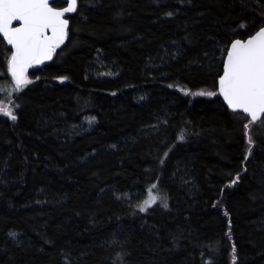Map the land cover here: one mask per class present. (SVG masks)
Masks as SVG:
<instances>
[{
  "label": "trees",
  "instance_id": "trees-1",
  "mask_svg": "<svg viewBox=\"0 0 264 264\" xmlns=\"http://www.w3.org/2000/svg\"><path fill=\"white\" fill-rule=\"evenodd\" d=\"M262 26L264 0H79L20 93L0 43V101L20 105L0 115V264H232L233 243L264 264V131L245 161L247 120L194 95ZM157 182L168 209L141 213Z\"/></svg>",
  "mask_w": 264,
  "mask_h": 264
},
{
  "label": "snow or ice",
  "instance_id": "snow-or-ice-1",
  "mask_svg": "<svg viewBox=\"0 0 264 264\" xmlns=\"http://www.w3.org/2000/svg\"><path fill=\"white\" fill-rule=\"evenodd\" d=\"M78 5L79 0H0V37L3 38L0 43L7 46L6 74L11 77L14 92H23L31 85L33 80L29 78V69L52 60L57 49L69 39V18L66 17L67 14L77 12ZM172 14L167 13L169 16ZM239 27L247 26L241 23ZM58 79L63 83L68 78L65 76ZM217 86V91H197L194 95L220 96L238 119L247 120V123H243L248 145L244 157L246 161L255 147L250 134L251 126L257 122L264 124V26L246 38L232 39L225 46L222 74L218 76ZM19 107V104L13 108L0 103V115L16 122V109ZM178 139L183 141L184 135L179 134ZM244 170L247 171L246 168ZM239 180L238 173L231 183L236 184ZM158 203L164 209L169 207L167 196H161L157 182L147 188V197L138 204V209L145 213ZM225 215L228 213L225 212ZM10 235L15 238L16 233ZM227 235L231 239L230 231ZM231 251L232 264H236L234 243Z\"/></svg>",
  "mask_w": 264,
  "mask_h": 264
},
{
  "label": "rangeland",
  "instance_id": "rangeland-1",
  "mask_svg": "<svg viewBox=\"0 0 264 264\" xmlns=\"http://www.w3.org/2000/svg\"><path fill=\"white\" fill-rule=\"evenodd\" d=\"M99 75H101V76H103V77H105V76H108L109 74L108 73H104V74H99ZM8 86H10L9 88V92H14L13 91V88H14V85H13V83L12 84H10V85H8ZM0 103H2V104H4L5 106H12L11 105V101H0ZM13 107V106H12ZM2 116V115H1ZM89 121H92L91 123H89ZM84 122L87 124V126H88V128H91L92 126H94L95 124V120L94 119H92V117L91 116H87V117H85L84 118ZM256 128H255V130L256 131H264V124H262V123H260V122H257L256 124ZM160 190V189H159ZM155 191V190H154ZM160 194H161V196H166V195H164L162 192H161V190H160ZM137 195V194H136ZM140 197V196H139ZM147 197V192L145 193V195H144V198H136V196L134 197V198H132L131 199V201L133 200V202L136 204V206H138V204H140L141 202H142V200L143 199H145ZM154 206H158L159 207V203L157 204V205H154ZM153 206V207H154ZM149 209H151V208H149ZM148 209V210H149Z\"/></svg>",
  "mask_w": 264,
  "mask_h": 264
},
{
  "label": "water",
  "instance_id": "water-1",
  "mask_svg": "<svg viewBox=\"0 0 264 264\" xmlns=\"http://www.w3.org/2000/svg\"><path fill=\"white\" fill-rule=\"evenodd\" d=\"M72 15V13H70V14H67V17L66 18H69L70 16ZM18 23V22H17ZM15 26V25H14ZM2 38V37H1ZM3 39V38H2ZM65 45V44H64ZM64 45H62L61 47H63ZM52 60H50V61H46L45 62V64H43V65H40V66H37V67H34V68H32V69H29V73L31 72V71H35V70H38V69H41V68H43L44 66H46V65H48L50 62H51ZM221 74H222V72H221ZM218 81V80H217ZM217 90H218V86H217ZM220 97V96H219ZM220 100L222 101V103L224 104V106L227 108V105L224 103V101H223V98L222 97H220ZM228 109V108H227ZM230 112H232L230 109H228ZM233 113V112H232Z\"/></svg>",
  "mask_w": 264,
  "mask_h": 264
}]
</instances>
